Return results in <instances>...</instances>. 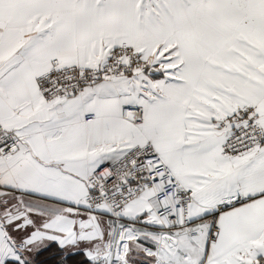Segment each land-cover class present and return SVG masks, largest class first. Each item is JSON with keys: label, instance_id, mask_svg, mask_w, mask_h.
Masks as SVG:
<instances>
[{"label": "snow or ice", "instance_id": "obj_1", "mask_svg": "<svg viewBox=\"0 0 264 264\" xmlns=\"http://www.w3.org/2000/svg\"><path fill=\"white\" fill-rule=\"evenodd\" d=\"M0 264H264V0H0Z\"/></svg>", "mask_w": 264, "mask_h": 264}]
</instances>
